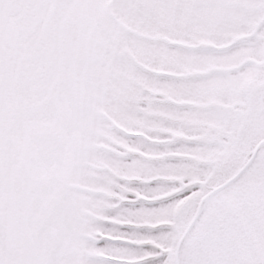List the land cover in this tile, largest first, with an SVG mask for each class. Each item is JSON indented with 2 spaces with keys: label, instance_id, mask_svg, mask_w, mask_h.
<instances>
[{
  "label": "snow or ice",
  "instance_id": "snow-or-ice-1",
  "mask_svg": "<svg viewBox=\"0 0 264 264\" xmlns=\"http://www.w3.org/2000/svg\"><path fill=\"white\" fill-rule=\"evenodd\" d=\"M0 264H264V0H0Z\"/></svg>",
  "mask_w": 264,
  "mask_h": 264
}]
</instances>
